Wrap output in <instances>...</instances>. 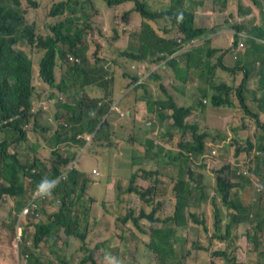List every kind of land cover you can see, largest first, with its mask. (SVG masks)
Segmentation results:
<instances>
[{
    "label": "trees",
    "instance_id": "obj_1",
    "mask_svg": "<svg viewBox=\"0 0 264 264\" xmlns=\"http://www.w3.org/2000/svg\"><path fill=\"white\" fill-rule=\"evenodd\" d=\"M42 1L33 2L34 7L39 6ZM101 1L107 3L109 7L134 1L135 8L126 11L125 17L132 11H138L144 19L140 29L132 34L139 39L138 46L134 45V41L124 46H117L121 34L118 29L119 24L114 26L117 38L116 34L107 38L108 48L116 50L118 55V58L112 60L114 63H119V59L122 58L139 63H158L183 47L181 42L166 40L156 35L149 21L159 18L164 13L153 11L147 1ZM180 1L172 0L178 9ZM95 2L98 3L96 0H52L48 5L47 16L62 19L51 26L49 33L40 29L36 23L28 22L26 9L21 0H0V134H2L0 135V196L8 195L14 199L13 209L18 212V225L23 224L19 242L20 257L26 260L23 264H70L66 250L73 238L80 242L79 251L85 252L79 263L99 264L98 256L100 258L103 256L97 254L89 242V221L96 201L94 197L88 195L93 179L90 174L77 166L69 170L67 168L75 159L76 150L87 143L84 135L88 134L92 135V145L103 150L105 171L109 172L111 165L107 155L109 148L118 137L111 117L115 120L127 119L129 111L121 107L122 103L128 101V94L124 93L117 99V92L124 87H133L136 92L143 90L141 96H137L129 105L132 109L130 120L134 110L137 111L136 121H133V127L136 128L141 119L139 102L144 101L148 106L153 100L151 82L157 77L156 70L148 67V76L144 79L137 74L126 73L123 76L130 81L125 85H122V78L117 80L115 74L103 80L107 71L102 63H109L107 58L109 54L102 41H98L101 44V59L97 58L98 50L93 53L96 58L93 63L86 59L85 55L90 51L86 38L87 30H90V34L93 32V18L98 13ZM257 5V14L252 17L251 12H246L243 8L239 10L241 18L246 16L234 27V45L237 44L239 37L251 42H255L257 38H264V6L259 2ZM174 22L178 31L184 35V42L194 41L198 37L205 38L211 31L209 28L196 27L194 15L184 10H181V14H177ZM71 55L76 56L79 61L59 75L60 63L68 62ZM183 56L190 64V50ZM219 60L214 69L221 67L231 73L233 79L242 73L243 78L235 90L226 83L220 84L218 86L220 93L211 97L212 105L230 106V93L234 91L244 113L248 112L258 117L245 101V88H248V81L251 78L247 67L237 65L238 68H235L224 65L221 58ZM179 62V57L171 60L174 67H177ZM209 65L210 62H207L200 73L208 70ZM97 71L103 74L97 75ZM175 71L183 78V68H175ZM36 77L53 89L51 99H56L58 129L52 137H43L44 149L50 156L49 161L41 158V154L44 156V153L38 151L41 147L38 142H29V126L32 120L36 123L35 127L49 130L38 121L39 118L33 109L32 97L36 88ZM203 81L202 89H205L208 79ZM160 87L164 90V86ZM194 97L193 106H180L175 100L169 99L159 101L163 109L173 111L171 127L180 131L179 138L173 146L175 151L171 149L173 153L170 155L172 164L170 177L175 180L169 197L172 212L170 214L164 212L160 215L159 211L164 201L156 196L154 197L156 206L151 212L141 209L136 214L131 210L120 217L124 225H129L128 222H131L140 232L148 235L147 239L138 236V242L145 246L144 260L148 261L145 264H184L183 258L185 260L190 258L195 250L208 253L213 264H237L241 258L237 254V242L242 235L251 237L253 242L251 249L256 253L264 243V216L261 205L264 197L262 193H252L253 183L249 176H239L241 179L237 183L218 176L213 195L208 185L202 183L196 186L197 175L192 168L191 156L198 158L205 154L212 133L207 130L202 132L199 124L188 119L194 107L205 105L202 98H206V94L195 93ZM117 101L123 115L119 111L111 110L112 105ZM260 123L263 131L259 146L239 147L237 155L243 151L250 152L256 149L251 177L264 189V121ZM146 129L152 131L143 145L144 156L139 159L141 164L155 168V165L160 166L156 160L159 153L155 147L156 141L161 140V135L149 125ZM22 142L26 143L25 150L19 149ZM13 145H15L14 152L10 150ZM139 150L138 148L134 153V158L138 156ZM257 151L260 153L258 154ZM162 153L164 154V151ZM137 177V173L131 175L127 192L137 193L141 199H144L148 193L158 191L157 186L145 190L142 186L136 185ZM44 179L55 180L56 187L52 190L53 195L49 199L40 200L36 198L35 191ZM118 198L123 201L121 193L118 194ZM32 200H35L39 206L36 212L42 213L51 206L47 211V221L26 215L21 219L23 207ZM25 218L26 220L22 222ZM144 220L147 221V226ZM188 225L198 229L195 235L187 236V245L182 258L179 251V242L182 238L178 232L180 228H186ZM247 225L253 226L255 230L252 236L246 229L241 230L242 226L246 228ZM130 235L137 239L134 230ZM121 240L124 241L121 250H125L123 247L128 244V238L123 235ZM104 245L105 243H100L98 247ZM43 257L45 259H42ZM117 261L124 262L119 259Z\"/></svg>",
    "mask_w": 264,
    "mask_h": 264
},
{
    "label": "rangeland",
    "instance_id": "obj_2",
    "mask_svg": "<svg viewBox=\"0 0 264 264\" xmlns=\"http://www.w3.org/2000/svg\"><path fill=\"white\" fill-rule=\"evenodd\" d=\"M23 7L26 9V16L27 20L29 23H36L37 26H39L40 29H42L45 32L51 33V26H53L56 22H58L62 18H49L47 16V9L48 5L51 3L52 0H43L39 6L34 7L33 2H38L39 0H21ZM98 3L95 2L97 8H98V13L97 15L93 18V32L90 34V30H87V41L90 46V51L87 53L86 59L90 62L93 63L96 58L93 56V53L98 50L99 54L97 58L101 59L100 57V50H101V44L98 41H102L104 44V48H107L108 51V60L109 63H102L106 67L107 74L103 80H106V78H110L112 74H115L117 77V80H120L124 74L129 73V74H138V71L140 72V76L148 72V67H142V64L139 63V66L135 69L133 67V70H129V66L127 65L128 60L125 58L119 59V63H114L112 60L114 58H118L116 50H112L111 48H108V41L107 38L111 36H115L116 31L113 28V26L110 24L111 20L114 19V21H122V16L123 14L128 11V10H133L135 8V2L134 1H126L125 3L117 6H113L111 8H108L109 6L107 3L101 0H96ZM144 1V0H141ZM148 2V5L151 9H153L152 6L156 7L157 5H161L164 8H169L171 6L172 0H145ZM118 10V13L117 10ZM108 8V9H107ZM107 9V10H106ZM236 12L237 9H235ZM165 15H173L171 13V9L165 11ZM126 18V17H125ZM118 29L119 30H124L121 28L120 23H118ZM200 25H203L202 19L199 21ZM171 27V23L167 22L165 27H162L160 25L159 28L156 30L160 34H164L162 30L164 29H169ZM90 34V35H89ZM158 37L159 34L156 33ZM161 38V37H160ZM166 40H174L173 38L167 39L163 38ZM119 43L117 46H124L128 42L134 41L135 46H138V39L135 37H129L128 40H122L119 39ZM163 43V42H162ZM165 44V43H164ZM168 45V44H166ZM259 51L264 53V39H259ZM161 47V45H159ZM172 47V45H168ZM253 46V45H252ZM193 54V53H192ZM183 57V54L180 55V59ZM258 62H261L263 67H264V61L260 60ZM229 66H233V62H226L224 63ZM237 64L240 66H246L248 71L250 72V76L252 77L255 69L254 65L255 62L253 60H248V59H238ZM71 62L67 61H62L60 63V68L58 69V74L61 75L62 71L66 72L71 66ZM156 65L153 63L151 65V68L155 67ZM202 67V65H201ZM145 68V71L143 70ZM154 70L156 68H153ZM97 75L103 74L101 71H97ZM222 74L228 76V80L230 82L234 81V86L233 89L235 90L237 87H239L240 83L242 82L241 79L238 78V76L235 77V79H232V74L229 72H222ZM160 76V81H164V77ZM254 78V77H253ZM252 80L248 83L249 89L246 88L245 92V97H246V103L253 107V97L255 96L256 99L259 101H255V106H259L261 109H264V88H261L257 85H254L258 79ZM224 79L227 80L226 77ZM102 80V81H103ZM253 86H250V85ZM35 85L36 88L33 93V103H34V111L39 114L40 123L43 126H46L49 128L48 125H44V122H42V117L46 116V119L51 116L53 113L56 103V99L52 98L51 99V94L54 92L53 89L49 86H47L43 81H41L40 78L36 77L35 79ZM236 86V88H234ZM252 90H251V89ZM130 91L129 89H121L119 92H117L116 97L117 99L123 95L125 92ZM253 91H258L262 93V98L260 99L259 94L254 93ZM164 93V92H163ZM165 94V93H164ZM201 95V94H200ZM231 103L230 107H232V104H236L240 106V111H237L239 113H233V120L232 121H227L220 126L217 127V131L221 130V134L223 136H227L232 138V140H229L226 142V138H223L222 136L220 137L218 132L212 139L213 143L212 145H209L207 148V153L210 155V157L207 158V161H211L212 159L218 158L220 162L213 167L207 168L205 163H195L192 168L195 170V175H200L199 179H197L196 182L198 184L196 186H199L202 184V182L205 183V185H208L211 191V195H213V190H212V183L214 184V189L217 186V179L218 176H222L226 180H229L232 176V169H229L227 166H231V159L233 157V153L236 151L239 146H246L245 143L244 145H241L240 143V138L239 135L241 134V128L234 129L236 127V124L240 121L241 118V113H244V110L241 107L240 101L238 97L236 96L235 92L233 91L230 95ZM121 99H119L120 101ZM210 102V99H209ZM155 105V100L150 101L148 106H154ZM121 108V107H120ZM155 109V106H154ZM229 108H226V114H228ZM200 112L207 110V106L205 105H200L199 106ZM132 110L128 111V119L130 120V114ZM233 112V111H232ZM250 117V116H249ZM51 127L49 130H53L54 128H58L59 126V121L56 120V114L53 113L51 116ZM150 119L154 120L155 123H157L158 119H156V109L154 111V114L150 116ZM204 120V117H201V121ZM211 121H216V118L211 115L210 117ZM244 124H246V120L244 119ZM231 122V123H230ZM35 122L32 120L30 126H29V137H30V143H35L38 142L41 147L39 148L38 151H41L42 153H45L46 155V150L44 149V140L42 139L41 135H46L48 130H43L44 128L40 127H35ZM158 124V123H157ZM159 125V124H158ZM164 126V123H163ZM160 131L162 130V126L159 125ZM246 133H248V125H246ZM258 126L256 128V131L259 132ZM144 129H146V126H144ZM33 130V131H32ZM200 130L203 132L207 130V127L205 126H200ZM159 131V132H160ZM220 134V135H221ZM2 135V134H0ZM179 136H177L175 139L178 140ZM211 139V138H210ZM237 139V141H235ZM224 144V145H223ZM219 146V150L217 149V153H212V150ZM130 145L126 142H118L117 146H115L109 155V162L111 164V167H120V168H126L131 164V154L129 153L126 155L125 153H122V148H128ZM26 143L22 142L20 143L19 149L25 150L26 148ZM10 150L12 152L15 151V145H13ZM120 152L122 155H120ZM42 155V154H41ZM85 155V152H80L79 157L82 158ZM43 158V157H42ZM251 160H254V157L251 155ZM47 161H49L50 156L48 159L43 158ZM79 160V159H78ZM200 161V158H198ZM80 162H86V167H89V169L92 168L93 165H95V169L99 170L101 174L97 177L95 180H100L101 187L102 189L100 190V194L97 197V202L94 204L95 207V212L104 215V218L102 216L100 217L102 227L104 230V238H105V248H97L96 252L99 255H102L103 257L100 258L98 256V263L99 264H122L118 263L117 260H123L126 262L125 264H145L148 261L144 260V254L146 252L145 246L142 243L138 242V236L147 239L148 235L140 232L138 229L134 227V225L131 222H128L129 225H124L122 221L120 220V217L125 216L128 214L131 210H134L136 214L140 212L141 209H146L147 212H151L152 209L156 206L155 200L153 198L154 194H161L162 196H166L168 192H170V189L172 188V181L171 179L166 175L162 174L160 175V178L163 180L161 186H158V191L155 193H148L146 198L141 199L140 195L137 193H129L127 192V188L130 185V179L131 175L133 172L129 171H120V170H111L109 172H106L105 170L103 171L102 167V162L100 159L97 161L94 159L93 156L89 157L86 156L82 159ZM152 172V173H151ZM137 173V172H136ZM155 171H153V166H148L145 165L140 173H137V179L136 181L142 184L138 186H144L143 188L147 190V188H151L153 186V181L155 178H159L158 174L156 176L154 175ZM236 179V178H235ZM109 191V195L107 199H105L104 193ZM121 193L126 195V199L124 202H127V206H120L117 203H114V198L115 194ZM252 193H256L255 191L252 190ZM94 194L98 195L97 189L94 191ZM262 196L264 197V192L262 193ZM13 204H14V199L8 195H2L0 196V264H23L24 261L20 257L19 253V236H18V229L21 230V227H23V224L21 226L18 225V212L14 211L13 209ZM51 206H49L47 209H44V212L40 215V219L42 221H47L48 220V213L47 211L50 210ZM210 212V210L208 209ZM160 215H162L164 212L166 214H170L172 212V206L170 205H165L161 206L160 209ZM20 214V213H19ZM22 219V218H21ZM26 219L22 220L25 221ZM146 223V226L148 225L147 221L144 220ZM184 228V227H183ZM198 228L193 226H187L185 229L182 231H179L178 234L181 236V242H179V251L180 254L183 258V254L185 253L186 249V238L188 235H195L194 233L197 232ZM134 230V234L137 237L132 238L130 235ZM251 233H254V229H251ZM123 235H126L128 238V244L123 247L125 250H121L122 248V243L124 241L121 240V237ZM78 239L73 238L71 245L67 248L66 252L68 253V258L70 264H80L79 259L81 256L85 253L82 251H79V245L80 242L77 241ZM248 242V237L247 236H241L239 241L237 242L238 244V250L237 253L238 255L242 256V260L238 261L242 262L243 264H264V256L260 255L259 257L256 256V252H254L253 249H250L247 246ZM252 243L250 244V247L252 248ZM119 244V245H117ZM190 245V243H189ZM138 246V247H137ZM42 259H45L44 257ZM44 261V260H43ZM81 261V259H80ZM184 264H213L211 261V256L203 251H198L195 250L193 255L188 258L184 259L183 258ZM240 263V264H242ZM90 264V263H86ZM97 264V263H96Z\"/></svg>",
    "mask_w": 264,
    "mask_h": 264
},
{
    "label": "crops",
    "instance_id": "obj_3",
    "mask_svg": "<svg viewBox=\"0 0 264 264\" xmlns=\"http://www.w3.org/2000/svg\"><path fill=\"white\" fill-rule=\"evenodd\" d=\"M257 2H259L261 5L264 6V0H181L180 1L179 9L177 8L176 10L178 11L179 10H187V11L191 10L194 13L196 27L209 28L211 29V31L209 32L207 37L205 38L198 37L195 39V41L192 44H188L187 46H185L184 49L182 48L183 55L186 51L190 50L191 52L190 64L187 62L184 56L181 58L179 62L180 64L179 68L184 69V74H183V79L185 78L184 80L178 78L177 73L174 68V63L173 64L171 63V60L173 58L180 56L182 49L179 53H175L173 55H170L165 60H162L158 63L156 62L154 63L156 66L153 68H156L155 70L157 71V77H155V79L151 82V87L153 89V100H155L154 106L158 105L156 104V101L158 99L160 98L166 99L165 94L160 88L161 85L164 86L168 94L173 97V99L178 105L193 106L195 104L194 94L197 91H200L204 87L203 80L207 78L208 82L205 88V90H207L206 98L204 99L202 98L203 101L206 102L205 105L207 106V110L200 112L199 107H194L195 108L194 113L188 119H190L191 121H196L195 123L199 124L200 126L207 127V131L211 132L212 136L214 134H217L218 132H220L221 134V130L217 131V127L227 121H232L233 113H239L237 111H240L241 108L239 105H236V104H232V107L224 106V105L214 106L211 104V102H209V99H211V97L215 93L218 94L216 89L213 87L214 85L226 83L227 85L231 87L234 86L233 84L234 81L230 82L228 80V76L222 74V72L226 70L222 69L221 67H217L214 69V66L218 62H220L219 58L223 60V63H225L226 60H228V62H233V64L238 59L253 60L254 62H256V64L253 66L255 69V72L253 76L249 79L248 83L254 77L253 78L254 80L258 79L254 85L264 88V67L261 62H258L260 60L264 61V53L259 51V47H260L259 38H257L255 42L246 40L244 42V45H245L244 48H239L238 44L237 46L232 47V44L234 42L233 41V32L235 31L234 27L240 24L246 16L244 15V18H241L242 15L239 13V10L243 8L246 10V12H251L250 16L252 17V15L257 14V10H258ZM152 7H153L152 10L155 12H164L169 9H171L172 11L175 5L172 2L169 8H164L161 5H157L156 7L152 6ZM108 8H111V7H108ZM235 9H237L238 12H236ZM116 13H118V10ZM122 18H123L122 21H118V20L114 21L113 19L110 22V24L113 26L114 29H115L114 26H118L117 23H120L121 28L124 29V30H119L121 36L118 39L128 40L129 37H135L132 34L138 29H140L144 21L140 13L138 11H132L131 13L127 15L126 18H125V15L123 14ZM201 19L203 21V25L199 24V21ZM149 22H150V25L154 29L159 28L160 25L162 27H165L167 23V21L163 20L162 18H159V19L157 18ZM163 32L164 33L169 32V30L164 29ZM161 35L165 36V34H161ZM167 35L179 37V33L177 32L175 28H173ZM116 38H117V34H116ZM207 40H209V42H207ZM214 50H217V51L214 52ZM235 55L237 56V58H235ZM207 62H210V65L208 66V70L204 71L205 73L204 76L202 77L201 80H199V76H200L199 73L201 70L205 68L204 65ZM141 64H142V67H145V68L147 67L150 68L152 65L151 63H141ZM127 65L129 66V70L132 71L133 67L136 69L139 66V62L129 61L127 62ZM194 67H196L195 70H194ZM145 68L143 69L144 71H145ZM139 74L140 72L138 71L137 75ZM159 75L164 77V81H160ZM147 76H148V73L141 75L142 78H146ZM236 76H238V78L241 80L243 78L242 73H239ZM224 77H226L227 80L224 79ZM233 78L234 76H232V79ZM129 81L130 80L128 78H125V76L122 77V85H125ZM250 86H253V85L251 84ZM234 88H236V86ZM248 89H249V85H248ZM142 92L143 90L136 92L133 89H131L127 93L129 97L128 101L121 104V107L123 108V110H126V109L130 110L131 108L129 107V105L131 101H133L137 96L140 97ZM253 92L256 94H259L260 99L262 98V95H261L262 93L258 91H253ZM255 101H259V100L256 99V97L254 96L253 97L254 106H255ZM138 107L141 112V119L138 122L137 128L133 127L134 126L133 121H136V116H137L136 109L134 110L132 114V120H129L128 118L127 119L118 118L115 120V118L111 117L114 128L118 133V137L114 140L113 146L109 148V154L107 155V158H109L111 150L115 146H117L118 142L128 143L130 146L128 148H122L121 151L122 153H125L126 155H128L129 153L131 154V164L128 167L126 168H120V167L112 168L111 167V170H120V171L126 170L129 172H133L135 169L140 168L142 165L139 157L144 156L145 148L143 145L147 141L148 136L152 131V130L148 131L147 129H144V126L147 123V118L154 114L155 109H152L150 108V106H147L144 101L139 102ZM226 108H229L228 114H226V110H225ZM255 108L261 109L259 106H255ZM56 112L57 110L55 108L53 113L56 114ZM35 113L40 119L39 114L37 112ZM53 113L51 114V116L53 115ZM172 113L173 111L171 109H163L159 111L158 120H159L160 125L162 126L161 127L162 130L159 132L161 135V140L158 142L156 141V147H155V150L158 151L159 153V157L156 158L158 165L160 166L170 165L171 171H172V164H171L170 155H172L173 153L171 152V149H174L175 151V147H173L174 144H176L177 142L175 138L180 133L178 129H173L171 127V124L173 122V118L171 116ZM240 113H241L240 121L236 124V127L234 129H237V128L242 129L241 134L238 137L240 138L241 145H244V143L246 145L249 139L253 143L258 142L260 140V137L262 136V132H260L259 128H258L259 132L256 131V128L258 125L257 118L253 116L249 117L248 115L242 112ZM211 115H213L216 118V121L210 120ZM51 116L47 119H46V116L42 117V122H44V125H48L49 128L52 125L50 122L52 120ZM201 117H204V120L201 121ZM244 119L247 121L246 124H244V121H243ZM163 123H164V126H163ZM246 125H248V133L245 132L247 129L245 128ZM56 131H57V127L54 128L53 130H48L46 135L44 136L42 135V139L43 137H48V136L52 137L56 133ZM164 135H166V137H163ZM221 136H223V134H221ZM223 137L226 138L227 136H223ZM242 147L244 148L245 146H242ZM138 148L140 149L139 151H137L138 156L134 158L133 155ZM162 151H164V154L162 153ZM80 152H85V155L82 158L79 157ZM251 152H252V157H254L256 154V149H253ZM120 155H122L121 152H120ZM86 156H89V157L93 156L96 161L100 159L102 162V167L105 168L104 163H103V158H102V156H104L103 150L99 149L98 147H94L91 143L88 146L82 147L80 150L78 149V157H79L78 159L79 160H77V166L81 170L89 173L90 176L94 179V183H92L91 185L89 194L96 199L98 204H102L98 202L97 197H96V196H99L100 194V190L102 189L101 187L102 182L100 180H95L97 179L93 175V169L95 168V165H93L92 168L89 169V167H86V162H80ZM42 157L46 158L48 156L46 154L44 156L41 155V158ZM250 157H251L250 152L243 151L240 155H237V152L235 151L233 153L231 162L233 160L242 161L244 159H251ZM227 167L232 168V164L230 167L229 166ZM96 189L98 191V195L94 194V191ZM108 193L109 191L104 193L105 199H107L109 195ZM114 203L119 204L121 207L127 206V202H117L114 200ZM261 205L263 207V216H264V201H262ZM101 216L102 214L95 212V207H94L93 215L90 218V221L92 224L89 226V242L91 243L92 248L98 246V244L100 243H106L105 238H104V230H103L102 223L100 220ZM102 218H104V215L102 216ZM252 228L253 226L247 225L246 228L242 226L241 230L246 229V231L250 234ZM254 233H255V230H254ZM242 236H246V235H242ZM247 246L249 247V251H250L251 247L249 246L248 242H247ZM103 247H106V246L105 245L101 246V248ZM260 251H261V255L264 256V253H263L264 243H262V246L260 247ZM240 259L242 260V256Z\"/></svg>",
    "mask_w": 264,
    "mask_h": 264
},
{
    "label": "clouds",
    "instance_id": "obj_4",
    "mask_svg": "<svg viewBox=\"0 0 264 264\" xmlns=\"http://www.w3.org/2000/svg\"><path fill=\"white\" fill-rule=\"evenodd\" d=\"M177 9V7L175 6L174 8H173V10L171 11V13L173 14V15H165V11L163 12L164 13V15H161L159 18H162L163 20H165V21H167V22H170L171 23V27L168 29L169 30V32L173 29V28H175L176 30H177V32L179 33V37L178 36H168L167 34L169 33V32H165L164 34H165V36H163V35H161V34H159L158 33V31L156 30V29H154V31L157 33V34H159V36H161V37H163V38H167V39H171V38H173L174 40H176V41H178V42H181V45H183V49L185 48V46H187L188 44H192L194 41H191V42H184L183 41V38H184V35H182L179 31H178V29H177V25L175 24V22H174V20H176V17H177V14H181V10H176ZM184 11H186L187 13L188 12H190L191 14H193L194 15V13L191 11V10H184ZM160 13H162V12H160ZM158 18V19H159ZM196 26V25H195ZM163 31V30H162ZM237 33V32H236ZM234 34H235V31L233 32V41H234V38H235V36H234ZM259 39H264V38H259ZM246 40L245 39H242V38H240L239 37V39H238V42H237V44H238V47L239 48H244V42H245ZM163 44V43H162ZM237 44L236 45H234V42H233V44H232V47H235V46H237ZM243 44V45H242ZM181 48V49H182ZM181 49H179L176 53H179L180 51H181ZM183 49H182V51H181V54L183 53ZM186 52H188V51H186ZM180 54V55H181ZM180 57V56H179ZM235 58H237V56L235 55ZM180 59V58H179ZM181 60V59H180ZM77 61H79V59L76 57V56H73V55H71L70 57H69V59H68V62H71V64L72 65H74V63L75 62H77ZM223 63V62H222ZM225 65V64H224ZM237 61H235V63L233 64V66L232 67H235V68H238L237 67ZM179 66H180V64L177 66V67H174V68H179ZM204 70V69H203ZM200 74V76H199V80H201L202 79V77L204 76V72H201V73H199ZM178 76V75H177ZM178 78H180V79H182V80H184L183 78H181V77H179L178 76ZM142 79H144V78H142ZM221 84H225V83H221ZM220 85V84H219ZM219 85H214L213 87L216 89V91L218 92V94L220 93V90L218 89V86ZM163 86V85H162ZM161 88V87H160ZM124 89H129V90H131V89H133V87H130V88H124ZM161 90L165 93V96H166V99H169V100H174L173 99V97L172 96H170L169 94H168V92H167V90L164 88V90L161 88ZM206 91L207 90H205V89H201L200 91H197L196 93H202V94H206ZM247 90H246V88H245V92H246ZM129 91H127V92H125V93H128ZM245 92H244V94H245ZM217 93H215L214 95H216ZM213 95V96H214ZM230 95H231V93H230ZM166 99H158L157 101H156V104H158V105H156L155 106V109H156V119H158V115H159V111L160 110H163V108L161 107V105H160V103H159V101H164V100H166ZM202 101H203V99H202ZM210 102H211V99H210ZM203 103L204 104H206V102H204L203 101ZM212 104V103H211ZM249 107H250V109H251V111L252 112H254V113H256L257 115H258V117H256L257 118V126L259 127V129H260V132H262L263 130H262V127H261V123L260 122H262V121H264V109H257V108H255V106H254V104H253V107L251 108V106L249 105V103L247 104ZM206 106V105H205ZM227 106H229V105H227ZM114 107H117L118 109H116V108H114ZM150 108H152V109H154V106H150ZM111 110L112 111H119L122 115L124 114L122 111H121V108H120V106H119V103H118V101L116 102V103H114L113 105H112V107H111ZM194 113V110L192 111V114ZM191 114V115H192ZM246 115H248V116H252L250 113H248V112H246L245 113ZM253 117H255V116H253ZM193 122H196V121H193ZM157 123L160 125V123H159V120L157 121ZM157 123H155V121L154 120H152V119H150V116L147 118V123L145 124V126H147V125H149L150 127H152L153 129H156L157 130V132L156 133H158V131H160V127H159V125L157 124ZM173 123V122H172ZM172 125V124H171ZM58 129V128H57ZM216 134H214L213 136H215ZM220 137H221V135L220 134H218ZM213 136L212 137H210L211 139H210V141L208 142V146L209 145H212V144H214L213 143ZM84 137L87 139V143L84 145V146H82V147H85V146H88V145H90L91 143H92V135H88V134H85L84 135ZM223 137V136H222ZM224 138V137H223ZM227 140H226V142L227 141H229V140H232V138H230V137H227L226 138ZM261 139H262V136L260 137V140L258 141V142H256V143H253L250 139L247 141V144H246V146L244 147V148H249V147H252V148H256V147H258L259 146V144H260V142H261ZM235 141H237V139L235 140ZM82 147H80V148H78L79 150L82 148ZM239 147H242V146H239ZM243 148V147H242ZM78 149L76 150V157H75V159L69 164V166H68V168H67V170H69L70 168H72L73 166H77V160H78ZM217 149L219 150V145L217 146V147H215L213 150H212V153L215 151V154L217 153ZM238 149V148H237ZM237 149H236V152H237ZM248 152V151H247ZM257 153L259 154L260 153V151H257ZM250 154L252 155V152L250 151ZM256 155V154H255ZM47 156L49 157V154H47ZM208 157H210V155L207 153V150H206V152H205V154H203L202 155V157H198V158H200V161L198 160V158H195L194 156H191V158H192V160H193V163H192V166L195 164V163H198V164H201V163H205L206 164V166H207V168H210V167H213L214 165H216V164H218L219 162H220V160L218 159V158H215V159H212L211 161H207V158ZM255 157V156H254ZM231 164H232V168H229V169H232V176H231V182H233V183H237V182H239V180L241 179L239 176H249L250 177V179H251V181H252V183H253V191H255L256 193H263L264 192V189H262V187H260L255 181H254V179L251 177V173H252V171H253V169H254V164L252 163V160L251 159H244V160H242V161H237V160H233L232 162H231ZM148 165V164H147ZM145 166V164H142L141 165V167L140 168H137V169H135L134 171H133V173H140V171L142 170V168ZM149 166V165H148ZM78 167V166H77ZM79 168V167H78ZM105 170V168L103 169V171ZM194 170V169H193ZM83 171V170H82ZM109 171H110V169H109ZM153 171H155V173H154V175L156 176V174H158V179L157 178H155L154 179V181H153V186H161V184H162V182H163V180L160 178V175H162V174H166L170 179H171V181H172V185H171V187H173V185H174V183H175V180H173L171 177H170V173L172 172L171 171V166L170 165H167V166H155V168H153ZM171 171V172H170ZM194 172H195V170H194ZM89 174V173H88ZM101 174V172L99 171V170H97V169H93V175L97 178L99 175ZM236 178V179H235ZM93 179V178H92ZM137 179V178H136ZM197 179H199V175H197ZM140 181V180H139ZM137 182L136 181V185H137V183H139V185H142L140 182ZM93 183H94V179H93ZM203 184H205L204 182H202ZM92 185V184H91ZM157 186V187H158ZM56 187V181L55 180H49V179H44V180H42L39 184H38V186H37V195H39V196H41V197H45V198H40V200H45V199H49L53 194H52V190L54 189ZM144 187V186H143ZM214 184L212 183V190H214ZM91 188V187H90ZM172 189V188H171ZM171 189H170V192H168V194L166 195V196H162L160 193L158 194H154L153 195V198L154 197H156V196H159V198L161 199V201H164V204H163V206H165V205H170L171 206V203H170V200H169V197L171 196ZM90 190V189H89ZM35 191V192H36ZM118 194L119 193H117V194H115V198H114V200L115 201H117V202H124V199H125V197H126V195L125 194H122V198H123V201H121L119 198H118ZM88 195L89 196H91L90 194H89V191H88ZM96 200V199H95ZM97 201H95L94 202V204L96 203ZM27 205H25L24 207H23V209H22V211H21V214H20V217L21 218H23L22 216V212H23V210H24V208L26 207ZM102 206H104L103 204H102ZM37 212H39V211H37ZM42 213H40L39 212V216H36L35 214H33L30 218H33V217H35V218H38V219H40V215H41ZM92 215H93V213H92ZM92 217V216H91ZM26 219V218H25ZM143 222H145V221H143ZM92 223H91V221H89V226L91 225ZM137 229V228H136ZM183 229H185V228H183ZM182 228H180V231H182L183 230ZM250 236H252L253 234L252 233H250L249 234ZM18 236H19V240H20V237H21V231L18 229ZM248 237V244H249V246H250V244H251V242H252V240H251V237H249V236H247ZM252 246H253V243H252ZM97 248H101V247H98V246H96V247H93V249L94 250H97ZM261 255V251L259 250V252L256 254V256L257 257H259ZM241 260V259H240ZM240 260H238V261H240ZM118 262V261H117ZM118 263H122V264H124V262H122V261H119Z\"/></svg>",
    "mask_w": 264,
    "mask_h": 264
},
{
    "label": "built area",
    "instance_id": "obj_5",
    "mask_svg": "<svg viewBox=\"0 0 264 264\" xmlns=\"http://www.w3.org/2000/svg\"><path fill=\"white\" fill-rule=\"evenodd\" d=\"M243 45V44H242ZM116 109H118L117 107H114ZM215 153V151L213 152ZM35 196L36 198H45V197H41L39 195H37V191L35 192ZM38 204L35 200H32L29 204H27V206L24 208L22 215H26V216H32L33 214H35L36 216H39V212H36V209L38 208Z\"/></svg>",
    "mask_w": 264,
    "mask_h": 264
}]
</instances>
